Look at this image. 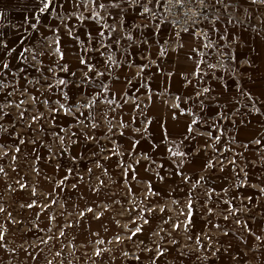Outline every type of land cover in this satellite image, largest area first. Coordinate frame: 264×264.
Here are the masks:
<instances>
[{
    "label": "crops",
    "instance_id": "crops-1",
    "mask_svg": "<svg viewBox=\"0 0 264 264\" xmlns=\"http://www.w3.org/2000/svg\"><path fill=\"white\" fill-rule=\"evenodd\" d=\"M227 1L212 33L235 38L233 67L199 72L190 30L174 37L168 23L125 0H0V197L13 205L42 199V207L19 206L21 226L6 227L11 215L0 209V263L14 253L13 264H54L53 235L71 232L72 248L82 251L83 236L130 228L132 213L122 221L104 212L92 226L67 227L70 211L111 197L83 166L86 142L96 138L93 147L109 149L98 172L107 168L125 188L167 189L174 205L184 188L208 189L196 212L209 211L201 224L210 226L194 228L186 251L175 241L167 264L199 259L201 249L210 264H264V25L244 21L260 13L246 0ZM74 101L83 103L71 108ZM82 146L73 169L80 181L70 185L67 162ZM33 160L39 173L15 166ZM57 189L56 214L45 204ZM233 216L243 227L227 226Z\"/></svg>",
    "mask_w": 264,
    "mask_h": 264
},
{
    "label": "rangeland",
    "instance_id": "rangeland-1",
    "mask_svg": "<svg viewBox=\"0 0 264 264\" xmlns=\"http://www.w3.org/2000/svg\"><path fill=\"white\" fill-rule=\"evenodd\" d=\"M248 4L254 6L255 9L260 11L258 17H251L245 15L243 17L244 21L250 26L255 27L260 24L264 25V0H246ZM83 103V102H82ZM81 102L74 101L70 106L77 107L82 104ZM70 108V109H71ZM57 110L59 108H54L53 111L58 115ZM61 115V114H59ZM40 131L47 129L44 125L38 126ZM45 138L43 139V141ZM97 141L96 138H93L90 141L86 142L85 150L87 149L86 156L88 159V164L83 163V166L86 173L88 174V179L96 182L97 184L102 183L108 186V189L112 191L111 197L107 199L102 205L98 206L95 204H89L84 209H73L68 213L69 223L68 228L76 226V224H84L92 226L94 224V217L99 214V212H104L112 216H117V218L124 221L126 213H132V218L128 220V224L125 229H117L112 231H103L95 237L83 236L80 238L81 243H84L83 250L75 251L73 249V244L77 242L76 238H72L71 232L69 235H53L52 242V258L54 264H77L76 261H79V264H104L108 259L115 258L117 261L122 260L130 264L132 261H140L144 264H167L165 259L173 258V253L170 246L174 244L175 241L180 240L181 248L187 250L194 243V228L202 226H210V224H201L205 221H208L211 218L209 211H205L200 208L199 212H196V208L203 205L206 207L209 199L207 196V188H184L181 191L180 204L174 205L171 198V194L167 189H161L157 187H145L143 190L137 187L125 188L121 186L119 181L115 182V177L113 174L112 181L109 178V171L104 169L102 173L98 172L100 169V164L98 161H101L103 156H100V153H107L109 149L99 150L97 147H93L94 142ZM84 147L82 149L77 147L74 150V155L69 159L67 165L70 167V178L67 183L70 185L78 184L79 179L76 178V174L73 169L80 164L77 163L78 159L82 156ZM31 156L33 158L38 157V152ZM33 165L30 163L29 166L18 161L15 163V166L30 167V170H36L40 172V166L37 160H33ZM96 162L98 165L93 170V163ZM137 174V173H136ZM136 174L133 175V179ZM13 175V174H12ZM17 173L13 175V182L16 180ZM18 178V177H17ZM110 187V188H109ZM2 190L0 189V195ZM156 193L163 197V200H160V197L156 196ZM62 193L57 189L52 193L53 202H47L45 204L46 209L55 212L56 214L60 212V209L56 207L54 199H57ZM12 192L6 193V197L9 199H15ZM32 200V202H31ZM0 197V209L5 211L6 215H11L9 218L11 221L6 222V227L21 226L25 222V218L21 216L18 212L20 211L19 206H30L34 205L37 208L42 207V199L39 196L22 199L20 204L13 205L9 203L2 202ZM207 201V202H204ZM31 202V203H30ZM38 203V204H37ZM211 206L210 204L207 205ZM127 211V212H126ZM12 214H9V213ZM77 218H81L78 220ZM125 223V222H124ZM226 224L229 228H240L243 227L242 221L236 217H231V219L226 221ZM14 225V226H15ZM61 228L60 224L56 225L55 228ZM65 229V227H63ZM66 232H64L65 234ZM128 233V235H126ZM9 237V236H8ZM10 238V237H9ZM15 239L14 237H12ZM47 240L51 238L46 237ZM68 243V251H60V244ZM14 244V243H13ZM58 244V245H57ZM51 245V244H50ZM49 245V247H50ZM194 246V245H193ZM197 248V247H196ZM199 249V248H198ZM200 253H197L200 257L194 261L190 260H181L178 264H210L206 261L207 252L204 249L200 250ZM165 258V259H164ZM208 260V259H207ZM16 261L14 253L11 256L6 258V261H3L0 264H13ZM56 262V263H55ZM140 264V263H138ZM221 264V263H218ZM224 264H234V263H224Z\"/></svg>",
    "mask_w": 264,
    "mask_h": 264
},
{
    "label": "built area",
    "instance_id": "built-area-1",
    "mask_svg": "<svg viewBox=\"0 0 264 264\" xmlns=\"http://www.w3.org/2000/svg\"><path fill=\"white\" fill-rule=\"evenodd\" d=\"M124 5L168 23L174 37L190 30L195 37L196 71H231L236 40L227 33H212L217 20L229 11L227 0H125ZM169 42L163 39L161 47Z\"/></svg>",
    "mask_w": 264,
    "mask_h": 264
},
{
    "label": "snow or ice",
    "instance_id": "snow-or-ice-1",
    "mask_svg": "<svg viewBox=\"0 0 264 264\" xmlns=\"http://www.w3.org/2000/svg\"><path fill=\"white\" fill-rule=\"evenodd\" d=\"M61 83H63V81H61Z\"/></svg>",
    "mask_w": 264,
    "mask_h": 264
}]
</instances>
